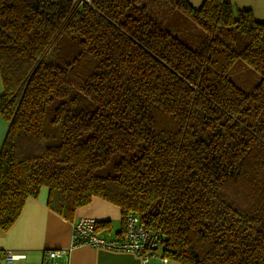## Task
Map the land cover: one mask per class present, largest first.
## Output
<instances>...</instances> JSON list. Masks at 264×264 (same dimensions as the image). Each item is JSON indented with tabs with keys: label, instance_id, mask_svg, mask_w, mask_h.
I'll use <instances>...</instances> for the list:
<instances>
[{
	"label": "trees",
	"instance_id": "trees-1",
	"mask_svg": "<svg viewBox=\"0 0 264 264\" xmlns=\"http://www.w3.org/2000/svg\"><path fill=\"white\" fill-rule=\"evenodd\" d=\"M0 75L2 230L45 187L71 222L94 197L119 208L121 237L137 216L168 261L264 264V22L251 10L0 0Z\"/></svg>",
	"mask_w": 264,
	"mask_h": 264
},
{
	"label": "crops",
	"instance_id": "crops-1",
	"mask_svg": "<svg viewBox=\"0 0 264 264\" xmlns=\"http://www.w3.org/2000/svg\"><path fill=\"white\" fill-rule=\"evenodd\" d=\"M198 6L202 0H188ZM238 9H249L255 19L264 22V0H226ZM3 84L0 75V94ZM8 123L0 118V147L4 139ZM48 190L43 187L36 197H28L21 213L8 230L0 228V264H179L175 261L163 263L160 253L157 257L143 260L138 254L101 246L80 245L71 248L72 222L81 217L109 220L111 231L99 233L106 238L121 237V213L117 206L94 197L85 206L78 208L73 221H68L46 205ZM115 227V230H114ZM114 230V234H112ZM69 250L66 261L49 260L48 250ZM10 252L13 259H7Z\"/></svg>",
	"mask_w": 264,
	"mask_h": 264
},
{
	"label": "built area",
	"instance_id": "built-area-1",
	"mask_svg": "<svg viewBox=\"0 0 264 264\" xmlns=\"http://www.w3.org/2000/svg\"><path fill=\"white\" fill-rule=\"evenodd\" d=\"M80 245L101 246L111 249L131 251L147 261L150 257H157L156 246L157 233L147 230L140 223L137 216L128 215L124 235L121 238H104L99 236L94 230V219L81 217L72 224L71 248ZM69 250L57 249L46 252L49 260L66 261ZM7 259H13V255L6 253ZM163 263H167L166 258H160Z\"/></svg>",
	"mask_w": 264,
	"mask_h": 264
},
{
	"label": "rangeland",
	"instance_id": "rangeland-1",
	"mask_svg": "<svg viewBox=\"0 0 264 264\" xmlns=\"http://www.w3.org/2000/svg\"><path fill=\"white\" fill-rule=\"evenodd\" d=\"M114 230H115V227H114ZM114 230H112V234H114ZM157 251H161V248L157 249Z\"/></svg>",
	"mask_w": 264,
	"mask_h": 264
}]
</instances>
